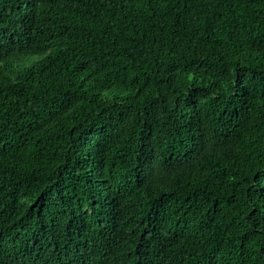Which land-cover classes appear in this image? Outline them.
Masks as SVG:
<instances>
[{
	"label": "trees",
	"instance_id": "obj_1",
	"mask_svg": "<svg viewBox=\"0 0 264 264\" xmlns=\"http://www.w3.org/2000/svg\"><path fill=\"white\" fill-rule=\"evenodd\" d=\"M0 264H264V0H0Z\"/></svg>",
	"mask_w": 264,
	"mask_h": 264
}]
</instances>
